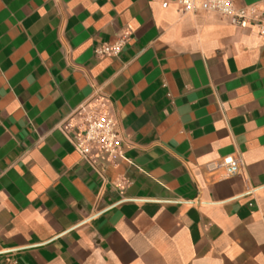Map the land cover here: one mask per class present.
Wrapping results in <instances>:
<instances>
[{"label": "crops", "instance_id": "1", "mask_svg": "<svg viewBox=\"0 0 264 264\" xmlns=\"http://www.w3.org/2000/svg\"><path fill=\"white\" fill-rule=\"evenodd\" d=\"M233 2L247 27L0 0V264H264V0ZM86 106L121 136L96 167L69 139Z\"/></svg>", "mask_w": 264, "mask_h": 264}, {"label": "built area", "instance_id": "2", "mask_svg": "<svg viewBox=\"0 0 264 264\" xmlns=\"http://www.w3.org/2000/svg\"><path fill=\"white\" fill-rule=\"evenodd\" d=\"M183 14H218L228 17L234 25L247 27L254 19V11L237 8L233 0H175ZM167 6V3L164 4ZM264 34V26L262 29ZM118 46H104L98 49L99 55L115 54ZM81 123L72 131L69 139L84 160L96 167L99 160H108L121 155V136L115 119L97 107H85L80 113ZM238 160L227 157L223 164L231 174L236 173Z\"/></svg>", "mask_w": 264, "mask_h": 264}]
</instances>
